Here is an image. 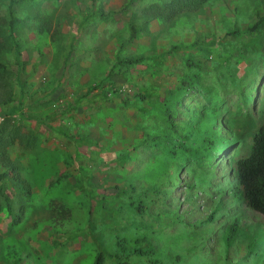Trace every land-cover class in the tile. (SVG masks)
I'll return each instance as SVG.
<instances>
[{
  "label": "rangeland",
  "instance_id": "1",
  "mask_svg": "<svg viewBox=\"0 0 264 264\" xmlns=\"http://www.w3.org/2000/svg\"><path fill=\"white\" fill-rule=\"evenodd\" d=\"M151 1L0 0L3 25L8 10L13 17L12 36L0 28L8 79L32 117L12 116L37 138L8 149L28 185L23 195L0 181L10 205L0 211V264H91L97 252L101 264H264V217L236 198L226 174L247 142L224 127L228 144H213L211 156L200 141L209 126L246 111L257 120L264 109V23L244 31L264 0H211L170 27L140 11ZM187 54L205 88H176ZM220 56L236 65L235 79L254 77L252 88H235Z\"/></svg>",
  "mask_w": 264,
  "mask_h": 264
},
{
  "label": "trees",
  "instance_id": "2",
  "mask_svg": "<svg viewBox=\"0 0 264 264\" xmlns=\"http://www.w3.org/2000/svg\"><path fill=\"white\" fill-rule=\"evenodd\" d=\"M12 1L14 0H10V2ZM208 1L211 0H152L150 3L145 4L140 11H143L144 14L149 13L147 16L148 19L159 20L165 27H170V25L174 23V19L177 15H183L186 18H191L190 14H193L191 11L200 9V6L203 7V5L208 3ZM121 10L124 11L123 8H121ZM10 13L11 11L8 10L9 15L7 16L9 18L7 19V25H3V18L0 16V28L2 26H6L9 31V35L12 36V28L10 24L13 17ZM256 15V20L252 24L248 25L244 31L256 29L259 25L262 26L264 23V15ZM144 21H141V23L144 24ZM130 31L132 37L134 32H136V29L133 28V24H130ZM237 31V29H232L227 30L226 33L231 37L236 35ZM208 36V34H204L202 39L195 38L193 42H191L192 45L190 46L197 47L198 44L202 43L204 38H209ZM187 47L189 46L175 45L171 46L170 49L173 50L176 48L182 50ZM3 49V44L0 42V115L3 116L0 121V181H16L24 190L23 195H27L26 188L28 181L20 175L19 166L10 157L8 149L15 144L20 145L22 148H28L34 145L37 138L31 131L23 132L21 130V125L16 122L12 116L14 112H18L20 116L25 117L27 120L32 117L26 112L23 113L20 109L22 94L18 93V95L15 96L13 93L11 81L8 79L9 74L7 72V66L3 60ZM164 54L165 52H160L159 55L155 57L151 55L148 57L143 55L132 56L116 60L115 63H118L120 66L124 65V67H127L128 65H131L132 62H141L145 58L157 59L158 57H162ZM239 56H241L239 58L240 60L245 59V55ZM13 57L16 64L15 71L17 73L18 70H20L21 62L20 55L15 48L13 49ZM235 61L237 62V59ZM215 63L218 67H225L226 70L231 69V71L228 70L227 76L231 79L235 88L240 86L241 81L245 82L249 80L244 77H240V79H235L233 77V71L236 65L234 67L229 66L228 56H220ZM183 64L185 70L179 77L176 88L183 91L192 86L196 88H205L206 85L200 83L199 80V74L201 71L199 60L194 61L193 56L187 54V56L183 58ZM118 73L122 75V71H118ZM59 77L60 75L57 77V81L59 80ZM249 81V86L252 88L254 77ZM244 91L246 92H243L241 95L244 98L243 102L251 101V96H248L249 91ZM139 95L141 99L146 97L143 93ZM258 112L259 115L257 120H253L250 112L246 111L243 114L240 113L241 115H234L232 123L230 121L231 126L229 124L226 125V123H224L223 128H221L218 124H216L218 128L211 125L205 133L204 138L200 139L199 137V139L204 143V147L207 145L210 147L211 156H215L218 152V150H213V144H219L222 141L228 144V138L219 137V135H221L220 132H222L224 127L226 131L229 132V135L234 137L236 140H241V143L247 142L245 153H242V147L238 146L236 152L229 158L227 163L229 173H226L228 183H231V188H233L239 195L236 198L242 201L248 209L264 217V109L260 108ZM184 149L189 152L187 153L188 155L192 154L193 150H191V147H185ZM9 172L11 174L10 176L8 175ZM229 193H231V191ZM3 205L7 210H9V197L6 193V186L2 182L0 184V211L3 209ZM60 205L61 206H58L59 208L54 210L63 211L62 204ZM211 215L212 214L210 213L209 216ZM16 222L17 218H14L12 223ZM230 231H232V228H230ZM146 246L147 244L144 245V247ZM101 258V252H97L91 264H101ZM14 260L16 261L18 258Z\"/></svg>",
  "mask_w": 264,
  "mask_h": 264
}]
</instances>
